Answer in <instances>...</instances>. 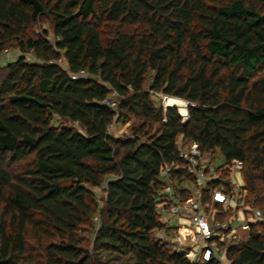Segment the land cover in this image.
<instances>
[{
  "label": "trees",
  "instance_id": "obj_1",
  "mask_svg": "<svg viewBox=\"0 0 264 264\" xmlns=\"http://www.w3.org/2000/svg\"><path fill=\"white\" fill-rule=\"evenodd\" d=\"M9 46L21 56L0 65V264H201L155 238L165 166L192 197L178 141L242 162L249 207L264 204V0H0V55ZM155 94L189 103L187 121ZM115 119L136 121L128 136L109 135ZM217 170L203 204L228 176ZM226 258L264 264L263 223Z\"/></svg>",
  "mask_w": 264,
  "mask_h": 264
},
{
  "label": "built area",
  "instance_id": "obj_2",
  "mask_svg": "<svg viewBox=\"0 0 264 264\" xmlns=\"http://www.w3.org/2000/svg\"><path fill=\"white\" fill-rule=\"evenodd\" d=\"M3 54V55H2ZM0 55V62L4 58L10 57V53L5 51ZM10 59V58H9ZM27 62H32L30 55H25ZM56 65L64 71L68 67L63 58L56 62ZM72 80L85 78L86 74L80 72L78 75H70ZM119 97L116 92L112 91L108 99L103 104L112 109H116ZM188 119V116H187ZM187 119H182L186 122ZM182 155L185 160V166L182 170L190 175L194 180L193 183L201 189H204L208 183L218 181L221 172L217 170L222 167L223 163L216 165L208 154L202 153L197 144L191 143L182 149ZM224 169L229 175L239 173L243 164L239 161H233ZM171 168L164 167L162 175L164 177V188L161 192L162 203L159 207L161 217H176L180 221L176 227H166L155 233V238L163 242H168L172 250L176 253H182L191 263H209L215 259L219 264H230L226 258L227 247H224L225 241L235 238L237 232L235 223H242L241 229L247 230L251 221H259L264 225V213L245 207L239 197L231 188L234 178L228 177L224 184L211 191V203L203 204L199 198H189L183 200L179 189L170 184L169 173ZM220 172V173H219ZM231 174V175H230ZM229 191H227V187ZM219 207L220 211L215 207ZM220 212H232L224 221H217ZM248 218H251L247 221ZM245 223V224H243ZM226 234H224V233ZM229 236V237H228Z\"/></svg>",
  "mask_w": 264,
  "mask_h": 264
},
{
  "label": "rangeland",
  "instance_id": "obj_3",
  "mask_svg": "<svg viewBox=\"0 0 264 264\" xmlns=\"http://www.w3.org/2000/svg\"><path fill=\"white\" fill-rule=\"evenodd\" d=\"M49 29V22L46 20V21H41L37 24H35L33 26V28L31 29V31H33L34 33H40L44 30L48 31ZM49 41L50 42H53V39L52 37H49ZM9 49H7L6 51H8L10 53V57H7V58H4V61L3 62H0V65H5L9 62H12V60H16L18 59V57H20V52L13 46H9L7 47ZM2 54V53H1ZM10 58V59H8ZM151 100L152 102L154 103L155 107H158V106H161L163 107V109H166L167 107H171V106H174L173 108H176L177 111H178V114L181 115V118L182 119H185V116H186V108L187 105L189 103L187 102H181L177 99H173L171 97H168V96H163V95H160V94H155L151 97ZM188 110V109H187ZM180 111V112H179ZM136 121H134V119H131L129 122L127 123H124L123 121H116V119L113 121V123L111 124V126L109 127V130H108V133L109 135L112 137V138H115V139H121V138H124L125 136H128L130 134V126L135 124ZM55 126H58L59 123H53ZM72 128L74 129H77L79 130V128L76 126V125H71L69 124ZM178 144H179V147L180 149H184L185 146H183L181 143H179L178 141ZM209 158H212L213 162L218 166L220 165L222 162V159H219V153L216 152L215 154L211 155L210 153L208 154ZM224 167V169H226V165H222V168ZM245 169V168H244ZM244 169L242 168V170L239 172V173H235L234 175H231V176H227L228 177H232L234 178L233 181L235 182H232L231 183V188L235 191L236 194L240 193L239 197H241V201L244 203L245 207H249V203H248V194H247V190H248V182H247V179L245 178V173L244 172ZM229 175V174H228ZM259 187L262 185L261 182H257L256 183ZM245 186V187H244ZM263 186V185H262ZM186 187L189 189V191L191 192V198H194V199H199V187L196 186L194 183H187L186 184ZM93 194H94V199L99 203L105 196V193H104V188L103 187H100L98 189H94L93 190ZM264 205V204H263ZM258 206V207H254L252 208L253 210H260V211H263L264 213V206ZM1 209V208H0ZM0 214H1V211H0ZM232 214V212H228V213H225V212H220L219 215L217 216V221H224L228 216H230ZM167 216H162V221L164 220H167ZM251 218H248V220H250ZM252 222H256L254 220L251 219ZM92 223H95L96 222L93 220ZM245 224V223H243ZM170 225L176 227L177 226V220L175 218H171L170 220ZM242 223H235V226H236V229H237V232L235 234V238H231L226 240L225 241V244H224V247L228 248L232 245H237L239 244L240 242L244 241L247 239V230H243L241 229V226ZM84 231V233H82V235L85 236L86 240L90 239V230H89V227L87 226ZM89 230V231H88ZM224 233V232H222ZM226 234V233H224ZM229 237V236H228ZM89 243V241H88ZM170 248H172V246L170 245ZM18 264H43V260L40 259L38 262H33L31 261L30 259H24V260H20Z\"/></svg>",
  "mask_w": 264,
  "mask_h": 264
},
{
  "label": "crops",
  "instance_id": "obj_4",
  "mask_svg": "<svg viewBox=\"0 0 264 264\" xmlns=\"http://www.w3.org/2000/svg\"><path fill=\"white\" fill-rule=\"evenodd\" d=\"M171 218H175L177 220V224L180 222V221H178V219L176 217H168L167 220L162 221V223H164V225H165L166 221H168V223L166 224V227H169V228L174 227V226L170 225Z\"/></svg>",
  "mask_w": 264,
  "mask_h": 264
},
{
  "label": "water",
  "instance_id": "obj_5",
  "mask_svg": "<svg viewBox=\"0 0 264 264\" xmlns=\"http://www.w3.org/2000/svg\"><path fill=\"white\" fill-rule=\"evenodd\" d=\"M188 106H190V105L188 104L187 107H188ZM167 108H173V107H167ZM187 109H188V108H186V113H187V116H188V112H187L188 110H187ZM179 116H181V115H179Z\"/></svg>",
  "mask_w": 264,
  "mask_h": 264
},
{
  "label": "clouds",
  "instance_id": "obj_6",
  "mask_svg": "<svg viewBox=\"0 0 264 264\" xmlns=\"http://www.w3.org/2000/svg\"><path fill=\"white\" fill-rule=\"evenodd\" d=\"M181 117V116H180Z\"/></svg>",
  "mask_w": 264,
  "mask_h": 264
}]
</instances>
